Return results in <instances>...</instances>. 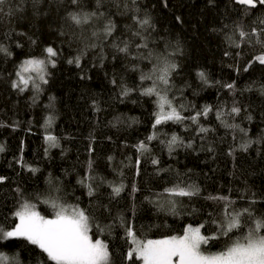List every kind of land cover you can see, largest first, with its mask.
Segmentation results:
<instances>
[{
  "label": "trees",
  "instance_id": "1",
  "mask_svg": "<svg viewBox=\"0 0 264 264\" xmlns=\"http://www.w3.org/2000/svg\"><path fill=\"white\" fill-rule=\"evenodd\" d=\"M82 3L84 11L94 7V0ZM17 8L24 10L9 14ZM67 10L57 0H44L36 15L30 4L7 0L0 14V44L12 53L0 52V176L5 177L0 181V226L7 230L18 222L13 213L25 200L46 216L53 212V201L78 205L90 214L93 238L109 244L112 264H141L126 259L133 246L125 231L129 225L141 240L182 235L188 225H204L202 234L218 235L212 221L224 218L222 202L206 199L210 195L229 196L236 202L232 211L251 204L254 215H264V65L254 60L264 46L255 37L239 47L233 43L240 42L237 25L250 32L264 18V6L249 9L236 0H105L106 16L80 26L65 19ZM133 15L147 16L154 25L148 48L132 49L141 51L143 59L116 53L110 47L113 37L105 40L102 32L112 19L115 36L127 38L125 26ZM91 44L97 47H87ZM49 45L60 55L54 67L48 65L47 83L22 92L13 88L22 61L44 58ZM81 51L87 55L80 66L69 64ZM101 51L106 56L102 61ZM169 63L177 68L170 86L159 90L174 105L183 104L185 116L211 105L213 112L200 118L211 129L208 133L198 134L196 125L186 129L188 121L153 128L157 97L142 95L141 89L151 87L159 74L153 73L154 66L162 69ZM201 71L208 83L197 75ZM142 74H152L153 80L141 81ZM230 83L233 89L223 87ZM124 85L137 90L123 96ZM234 102L241 113L224 119L246 135L224 127L215 115L220 108L227 113ZM154 132L157 138L147 142L150 152L141 155L135 146ZM173 133L185 143L192 141V147L170 153L166 141ZM49 135L57 138V146H51ZM249 140L247 151L241 149ZM152 158L160 163L153 165ZM85 176L95 177L87 181L96 189L91 196L79 183ZM178 181L198 186L200 193L176 197L165 192ZM121 183L123 190L113 194V186ZM170 200L176 201V213L169 211ZM238 235L236 231L232 239ZM229 243V237L221 236L203 249L216 252ZM0 252L16 258L9 264H52L23 237L0 239Z\"/></svg>",
  "mask_w": 264,
  "mask_h": 264
},
{
  "label": "snow or ice",
  "instance_id": "2",
  "mask_svg": "<svg viewBox=\"0 0 264 264\" xmlns=\"http://www.w3.org/2000/svg\"><path fill=\"white\" fill-rule=\"evenodd\" d=\"M7 0H0V14L4 13V5ZM51 2V0H49ZM23 4H30L34 14L38 15L40 5L44 0H21ZM60 6L67 5L65 19L71 24L80 26L88 24L94 18H104L106 13L102 10L105 5V0H94V7H90V11H84L82 0H57ZM135 3V0H132ZM236 3L246 6L249 9H255L257 4L264 6V0H236ZM127 5L125 8L127 9ZM23 8H17L12 11H23ZM139 11L138 8L135 9ZM122 15H126L122 13ZM132 21L131 24L125 26V32L128 33L127 38L123 35L117 37V24L114 20L108 19L107 23L102 29L105 40L113 37L110 47L116 53L124 54L126 57L134 56L138 58H146L141 51L135 54L132 49L137 50L148 48V39L150 36L149 29L154 25L151 19L147 16L140 17L133 15L129 17ZM240 42L233 41L236 47L240 43H251L252 37H255V43L264 46V18L259 19L257 26L252 27L250 32H246L242 27L237 25ZM63 34V33H62ZM93 36H97L93 32ZM143 41V43H136V39ZM231 39V38H230ZM34 43V41H33ZM89 48H96V44L87 46ZM103 48V45H101ZM0 52L11 56L12 53L7 47L0 44ZM44 58L31 57L22 61L16 71L17 80L12 82V87L24 91L29 83L32 82L34 86L39 89V84H35V78L28 73L35 72L39 79L47 83L45 78L47 66L50 64L53 67L56 64V58L60 52L49 45L44 49ZM87 55V51H81L73 59H69L68 63H75L77 67L80 66L82 56ZM228 55V53H225ZM103 51L100 53L101 61L105 59ZM117 57L113 55V59ZM254 60L261 65H264V52L254 57ZM177 68L175 63L166 64L162 69L153 67V73H159L153 80L152 74H142L140 80H153L152 86L141 89V94L146 96L157 97L156 107L157 111L153 113L154 122L153 128L161 126L168 122L184 124L185 121L190 122L188 126L196 125L198 134H206L211 129L205 127L200 123L201 117H207L210 112H213L211 105H205L201 110L194 111L192 115L185 116V106L180 104L174 105L173 99L167 95L161 94L160 86H170V76ZM247 71V69H245ZM201 81L208 83L206 74L201 71L197 74ZM113 84L117 81L113 79ZM223 87L231 90L234 88V83L223 85ZM137 89L129 88L126 85L121 88V95L127 96L130 92ZM264 92V86L261 87ZM194 107V106H193ZM242 109L236 106L235 102L230 110L225 113L223 108L217 109L215 115L221 124L230 129H238L240 132L247 134L246 130L240 128L238 124L228 123L224 117L235 116L241 113ZM251 119V117H247ZM51 117L49 118V123ZM156 133L149 135L146 140L140 141L135 147L137 151L143 155L150 152L148 141L156 139ZM51 142V146H57V138L49 135L46 137ZM259 142V141H257ZM165 143V141H161ZM252 141L242 143L240 148L247 151ZM166 145L171 153L176 147H192V141L185 143L182 137L173 133L171 138L166 141ZM211 150V149H209ZM0 151H3V146L0 145ZM231 154V152H230ZM111 160L112 158L109 157ZM151 163L158 165L160 161L152 158ZM137 166L140 164V159L137 158ZM89 169L92 168V162L88 163ZM35 171V169H33ZM5 177L0 176V181ZM89 180H95V177L85 176L79 183L88 188V194L91 196L95 193L96 189L93 188ZM183 181H178L177 184L171 188H166L165 192L170 196L176 197H193L200 193V188L196 185L181 186ZM124 185L121 183L118 186H113V194L119 195L123 190ZM206 199L222 202L223 219L213 220L212 223L217 225L218 235H204L201 229L204 225L193 227L188 225L184 228L182 235L165 236L160 239H144L141 240L137 237L135 230L132 226H127L126 236L131 238L132 247L126 253V259L133 260V258L141 261V264H264V215H254V210L250 204L248 207L241 208L237 211H232L235 201L231 200L229 196L218 195L208 196ZM242 199V197H241ZM48 201H45L47 203ZM169 211L176 213L177 205L175 200H170ZM254 203V202H253ZM53 215L48 217L42 215L36 210V206L29 201L25 200L21 203L18 209L13 213L18 222L7 230L0 226V239L8 240L10 238L23 237L31 244L38 246L46 255L52 264H112V253L109 249V244L100 238H93L92 225L90 223V214L87 210L80 208L78 205H67L63 203L52 202ZM102 231V230H101ZM239 231L240 235L232 239L235 232ZM221 236L229 237V243L223 250L216 252H206L202 250L203 246L209 244L210 241L219 239ZM10 259L15 261L16 258H10L5 253L0 252V264H9Z\"/></svg>",
  "mask_w": 264,
  "mask_h": 264
},
{
  "label": "rangeland",
  "instance_id": "3",
  "mask_svg": "<svg viewBox=\"0 0 264 264\" xmlns=\"http://www.w3.org/2000/svg\"><path fill=\"white\" fill-rule=\"evenodd\" d=\"M48 67L49 66H47V69H48ZM46 73H47V70H46ZM26 75H31V76H33L34 78H35V84H40L41 83V80H38L39 79V77L37 76V74L35 73V72H32V73H28V74H26ZM16 80H17V76H16ZM30 86H34V84L32 83V82H30L29 83V86L28 87H30ZM33 90V89H32ZM162 94V93H161ZM57 203H63V204H67V205H73V204H69V203H66V202H57ZM36 210L37 211H39L37 208H36ZM42 215H44V214H46V213H43V212H41V211H39ZM53 215V212L50 214V216H52ZM46 216V215H45ZM50 216H48V217H50ZM193 227H197V226H193ZM156 239H160V238H156ZM202 250H204L203 248H202ZM205 251V250H204Z\"/></svg>",
  "mask_w": 264,
  "mask_h": 264
}]
</instances>
